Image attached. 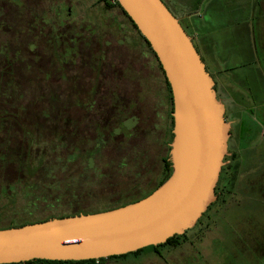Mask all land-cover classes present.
I'll return each mask as SVG.
<instances>
[{
    "label": "rangeland",
    "instance_id": "374dc122",
    "mask_svg": "<svg viewBox=\"0 0 264 264\" xmlns=\"http://www.w3.org/2000/svg\"><path fill=\"white\" fill-rule=\"evenodd\" d=\"M56 1L65 0H0V229L52 211L129 202L166 174L173 106L159 63L127 47L128 38L89 25L79 31L78 55L64 62L71 56L53 20ZM71 1L80 2L82 16L100 11L105 17L104 0ZM110 9L108 21L123 19L118 7ZM198 12L189 23L206 71L260 100L264 0H201ZM69 14L75 15L72 8ZM88 142L91 148L100 143L99 151L89 150ZM27 189L40 210L25 197ZM248 204L230 222L221 213L214 218L215 208L209 218L205 211L201 224L177 241L103 264H264V206Z\"/></svg>",
    "mask_w": 264,
    "mask_h": 264
},
{
    "label": "water",
    "instance_id": "95a60500",
    "mask_svg": "<svg viewBox=\"0 0 264 264\" xmlns=\"http://www.w3.org/2000/svg\"><path fill=\"white\" fill-rule=\"evenodd\" d=\"M149 44L173 110L170 176L146 197L107 211L0 229V264L87 261L165 243L192 229L214 200L228 124L214 82L160 0H116Z\"/></svg>",
    "mask_w": 264,
    "mask_h": 264
},
{
    "label": "flooded vegetation",
    "instance_id": "af4514ba",
    "mask_svg": "<svg viewBox=\"0 0 264 264\" xmlns=\"http://www.w3.org/2000/svg\"><path fill=\"white\" fill-rule=\"evenodd\" d=\"M160 1L170 14L177 19L183 31L190 37L192 45H197L199 43L198 36L194 33V29L189 23V17L195 15L201 16L198 10L195 9L197 0H175V2L177 1L181 4V6L178 5L177 7H175V2L170 4V0ZM79 3L71 0L53 3V6L56 8L52 7L53 20L58 28L61 27L64 30V35L60 34L61 37L59 38L65 40V48L71 56L70 59L64 62H69L73 57L78 55V45L81 43L79 31L88 25L89 30H92L94 26H98L100 30L105 29L109 31L117 40L124 39V37L128 38L129 43L127 47L140 50L141 54L147 58L151 53L155 61H157L147 41L122 11L116 0H104V5L107 8L104 6L103 12H105V17L103 18H101L102 14L99 13L100 11L94 13V16L97 18L90 13L89 16H82L81 10L78 7ZM63 7L67 9V14H64L65 11L62 12L61 8ZM112 7L120 9L123 19L117 17L112 18V21H108L111 14L107 15L106 11H110ZM71 8L74 10V16L69 14ZM186 10L189 13L184 15L183 13ZM79 18L84 21H79ZM83 22L86 25L83 26ZM187 22L189 23V27L186 25ZM68 28L71 30H68ZM212 80L214 82L213 88L216 97L224 107L223 116L225 122L228 124V138L226 154L223 158V164L214 189L215 199L206 210L204 217L209 218V211L215 208V212L212 213L214 218H218L219 214L217 213H221V217L226 222H230L232 213L244 204L247 206L249 205L248 203L260 201L264 206V97L257 100L254 96H251L250 92L244 94L241 91L242 88L239 86L233 88L226 86V83L221 82L222 84H219L218 81L216 82L217 78L212 77ZM232 89L237 90V92L232 93L230 91ZM68 100L71 101V98H68ZM72 100L73 102L71 103L78 104V101ZM50 101H54V98L50 97ZM119 116L121 115L119 114ZM62 118L67 121L70 120L65 113H63ZM97 128L95 129L96 136L102 130L99 127ZM87 146L93 152L99 151L101 147L100 143H98V145L91 148L89 142ZM80 147L75 146L73 148L74 150L81 151ZM202 217L198 219L194 227L201 224L200 219Z\"/></svg>",
    "mask_w": 264,
    "mask_h": 264
},
{
    "label": "trees",
    "instance_id": "16d2710c",
    "mask_svg": "<svg viewBox=\"0 0 264 264\" xmlns=\"http://www.w3.org/2000/svg\"><path fill=\"white\" fill-rule=\"evenodd\" d=\"M200 2H201V0H197V4H196V7H195L196 10H199ZM165 84L167 86L168 93H169V99L171 101L172 98H171V92H170L169 85H168V83L166 81H165ZM170 135H171V138H172L173 135L171 133H170ZM164 169L166 171V174H164L163 179L161 180V182L159 184H157V186L152 188L146 194H143L141 197L133 199V200H131L129 202H112V203L109 204V207L104 208V209H100V210H81V211H77V212H64V213H61L60 211H52V215L45 216V217L42 216V218L37 217V218H34L32 221L25 222V223L11 224V225H9L6 228L20 227V226H23V225H26V224H33V223L43 222V221H46V220H49V219H52V218H63V217L74 216V215H79V214H92V213L107 211V210H110V209L118 208V207L130 204V203L136 202V201L146 197L147 195H149L153 190H155L158 186H160L170 176L172 169H171V163L169 162V158H168V160H164ZM29 190L30 189L25 190V192H24L25 197L26 198L27 197L28 198H32V200L30 199L31 200V206H33L35 208V210H40L41 209L40 208V204H39L40 200L38 198H36V195L31 193ZM43 203H46V201H43ZM53 203H56V201H53ZM46 205L50 206V205H53V204H52V202H48V203H46ZM6 228H4V229H6ZM185 234H186V232H184V234L180 235V236L175 235L174 237L169 238L165 243H163L161 245L149 246V247L143 248L141 250H137V251L132 252V253H128V254L120 255V256H112V257H108V258H105V259L77 261V262H75V261L32 260V261L16 263V264H103V263H105L107 261L119 260V259L122 260V259H125L128 256L139 255V254H141L142 252H144L146 250H149V251L152 250L153 251L156 248H159L161 246H164V245H167V244H170V243H173V242L177 241L180 237L184 236Z\"/></svg>",
    "mask_w": 264,
    "mask_h": 264
}]
</instances>
